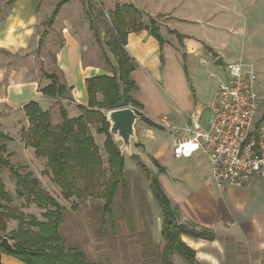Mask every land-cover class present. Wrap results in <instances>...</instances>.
<instances>
[{
  "label": "crops",
  "instance_id": "obj_1",
  "mask_svg": "<svg viewBox=\"0 0 264 264\" xmlns=\"http://www.w3.org/2000/svg\"><path fill=\"white\" fill-rule=\"evenodd\" d=\"M8 1L0 0V130L8 137L4 152L10 159L22 165L40 167V158L34 156L33 149L26 147L20 137V132L27 130L29 126L23 106L31 101L35 102L41 111L49 112L56 125L61 122L57 102L61 103L69 117L79 115L77 106H86L88 101L85 79L101 74L111 76V72L100 62V57L98 61L95 59L99 54L97 47L93 45L94 37L89 25L85 24L80 0H68L64 3L50 26H46L45 21L60 0H13L10 4ZM43 3L46 4L49 16L40 10ZM74 3L76 6L72 5ZM138 10L142 13L140 8ZM147 14L152 19L158 16L165 19L164 25L168 27L170 36L174 35L176 38V42L172 40L168 43L175 55L180 52L182 71L179 69L172 72L167 68L165 55L167 45L164 39L159 48L157 40L146 28L128 33L125 49L136 64L135 69L129 74L130 78L136 84L133 79L136 78V74L151 75L153 71L157 76L155 80L159 83V73L163 72L166 92L174 100H179V110L171 109L172 117L168 120L164 112H161L167 109V103L156 94L157 109H160L158 110L160 116L156 117L157 112L148 114L145 105L135 98L134 93L140 89L136 84L138 90L130 94L142 105V108H138L139 113L159 125L151 127L139 119L144 123V127L140 125L141 130L151 135L154 134L152 128L163 130L164 126L159 124L163 117L171 127H183L188 124V115L193 111H199L202 123L206 124L208 110L198 99V93L193 87L194 78H198L197 73L192 74L186 60L189 63L193 57H197L198 60L204 58L205 52L211 55L207 51L209 46L215 53L211 42L203 36L181 32L173 27L171 21L196 22L193 20L195 18L188 14L186 18L177 16L170 7L165 11ZM171 31L180 34L181 40ZM44 32L45 36H42ZM40 37L45 43L41 48L36 45V40ZM214 55L210 56L211 60H207L209 64L218 56ZM43 70H51L60 77V80L70 88L71 99L50 98L42 94L41 88L50 82L43 76ZM154 141L156 145L153 153H150V158H155L164 171L157 173V170H150L157 174L161 189L170 203L177 207L178 222L206 228L214 234L212 240L181 235L182 241L194 250L197 263L264 264V176L255 175L245 187L223 184L218 188L211 179L208 159L202 152L197 151L190 157L180 159H175L171 153L169 169L159 161L162 144L156 136ZM141 145L145 146L143 142ZM159 149L161 150L158 151ZM157 152L158 155L155 154ZM134 155L142 158L140 151H134ZM150 194L153 207L155 199L151 191ZM158 210L161 213L160 208ZM159 216L160 214L157 215L158 220L155 219L152 224L151 236L153 241L163 244L158 235L162 225V216L161 220ZM154 230L157 236L153 235ZM0 260L2 264H25L4 253H1Z\"/></svg>",
  "mask_w": 264,
  "mask_h": 264
},
{
  "label": "rangeland",
  "instance_id": "obj_2",
  "mask_svg": "<svg viewBox=\"0 0 264 264\" xmlns=\"http://www.w3.org/2000/svg\"><path fill=\"white\" fill-rule=\"evenodd\" d=\"M80 1L83 7V14L85 15V24L88 23L89 25V22H91L94 28L98 30L101 46L113 65H115L116 62L105 45V41L112 35L110 10L115 3H129L133 4L137 9L140 8L142 11L141 21L143 20L144 24H148L150 18V16H147V13H155L160 10L165 11L169 7L173 13L176 12L177 16L181 15L186 18V16L190 15L191 18H195L193 20H196V22L171 21V24L181 32L192 33L207 38L215 50L214 54H222L225 63L241 62L254 66L258 77L257 92L261 101L254 120L255 122L261 120V122H264V119H262V115L264 114V0ZM72 5L76 6V3ZM45 6L46 4L43 3L40 10L43 14L49 16L50 13L46 11ZM75 6L73 7L75 8ZM84 20L82 22H84ZM154 20L159 26L163 39L166 41L167 47L165 49V55L167 58V68L172 70V72L179 71V69L182 71L179 58L180 52L175 55L170 43H168L172 40L176 42L175 36H170L171 33L168 31V27L164 25V23L166 24L165 19L158 16L155 17ZM44 27L46 28V26ZM37 43L38 38L36 40V45ZM44 44V41H42L39 48L44 46ZM93 45L97 47V53L99 54L95 59L98 61V57H100V62L108 69L104 63V59L100 56V46L94 39ZM210 56L211 55L206 52L203 54L206 60H211ZM197 60V57H193L189 63L186 60V63L190 66L193 75L194 72L197 73L196 75L198 78H194L193 87L198 93V99L204 104L214 96L218 81L217 78L211 77L209 73H215L219 78L223 79L225 77V71L212 64H209L207 67L202 66ZM46 71L49 74L53 73L51 70ZM146 75L136 74V78L133 77L136 84L140 87L139 91L134 93L135 98L145 105L148 114L157 112V117L160 116V109H157L158 100L156 94L159 95L161 99L167 103V109L161 112H164L163 114L170 120L172 117L170 114L171 109L175 111L179 110V100H174V98L166 92L163 72L161 74L159 73V83L156 82L155 79L157 76L154 75L153 71L151 75ZM144 76L145 78H141ZM191 94L193 95L192 92ZM98 98H100L99 95ZM57 105L58 108H60L61 103L57 102ZM129 107L139 112L138 108L131 105H129ZM150 111L152 113H150ZM80 114L81 111L79 110V115ZM49 119L52 127L57 125H54L50 116ZM140 125L144 127V123L137 119L134 124V135L130 139V147L127 150L123 149L121 151L125 159L124 171L127 193L124 196L125 212L122 211L121 207V188H119L116 193L112 205L114 226L107 223L101 228V207L104 200L100 192L95 196L87 197L82 200L75 197L66 200L61 196L60 189L51 181L49 170L46 168L45 158H40V167H34L29 164L22 165L10 159L4 152L5 149L0 152L2 159L8 161L14 169L18 170V173H29L31 178H37L40 188L54 198L59 205L65 208L64 222L60 226L62 240L59 244L63 248L80 250L87 263L160 264L162 242L152 240L151 228L153 222L157 219V215L160 214L159 219L161 220V213H159V206L156 201L152 207V198L148 187V181L136 162L131 159V155H134V151H140L142 156L141 160L146 167L152 171L157 170L150 158V153H153L154 146L156 145V141H154V137L156 136L163 146L160 147L161 149L163 148L162 150H158L162 152V155L159 157L160 164L166 165L171 169V134L173 132L172 128H164L162 126L163 130L152 128L154 134L151 135L148 132H143ZM89 127L94 142L104 161L103 166L106 167V154L103 149L105 135L97 133L95 125L92 124L89 125ZM0 133L4 134L2 130H0ZM5 136L7 137V135ZM113 139L120 148L121 141L116 140L115 137H113ZM5 141L6 140L3 138L0 139V144L4 143L5 145ZM142 142L145 146L141 145ZM155 154L158 155V152ZM0 181L3 183L4 190L10 197L8 202H2L4 205L15 209L18 213L33 215L39 220L43 219L41 217L43 209L38 208L33 200L28 199L27 196L24 195L20 197L17 194L16 179L11 175L9 168L0 167ZM19 226L20 224L17 220H6V230L0 232V235L2 237L7 236L8 241L13 243L20 237V230L24 228V226L21 228H19ZM153 235L157 236L155 230L153 231ZM158 235L160 241H162L160 233ZM171 260L173 264H187V262L177 254H173Z\"/></svg>",
  "mask_w": 264,
  "mask_h": 264
},
{
  "label": "trees",
  "instance_id": "obj_3",
  "mask_svg": "<svg viewBox=\"0 0 264 264\" xmlns=\"http://www.w3.org/2000/svg\"><path fill=\"white\" fill-rule=\"evenodd\" d=\"M13 0H9L10 4ZM68 0H60L54 7L50 17L45 21L50 26L61 6ZM111 37L105 41L110 54L115 59L113 65L110 58L100 43L99 32L89 22V29L101 49V56L104 63L111 72L96 75L85 79L87 93V105L77 106L81 114L76 117H69L64 107L60 106L59 112L61 122L52 127L49 119V112H43L35 102H29L23 106L27 117L28 129L21 132V139L26 147L34 151L37 158L46 159V168L49 170L51 181L60 189L61 196L68 200L75 197L79 200L95 196L101 193L103 204L101 207V228L107 223L114 226L112 205L116 193L121 188V207L125 212L124 196L127 193L125 179V159L115 143L113 136L109 133V123L106 113L112 109L123 108L129 105L135 108H142V105L131 96L132 91L138 90L135 82L130 78V72L135 69L134 60L128 55L125 45L127 35L141 29H148L161 48L163 38L156 21L149 18L148 24L141 22L142 13L129 3L115 4L110 12ZM179 40L182 36L175 31ZM45 36V32L42 34ZM216 56V55H214ZM162 61V55L160 54ZM186 73V69L183 66ZM42 74L50 82L41 88L43 95L50 98L69 97L70 88L60 80L55 73ZM98 95L100 98H98ZM104 111V112H102ZM138 119L151 127L159 125L138 111L134 110ZM264 119V114L262 115ZM96 126V132L105 135L103 149L106 154V167L100 155L99 149L94 142L89 125ZM4 134L0 133V139L7 140ZM5 149L4 143L0 144V152ZM148 181V187L157 202L162 216L161 238L163 240L160 254V264H173V254L179 255L187 264H198L195 260V252L188 247L181 239V235L194 238L212 240L214 234L206 228H197L192 224L178 222L179 213L177 207L173 206L163 190L161 189L158 176L152 172L138 155H131ZM151 161L157 168V173L164 171L155 158ZM9 168L11 175L16 179V192L22 196L32 199L36 206L43 209L42 220L33 215L18 213L15 209L4 205L10 197L4 190L0 181V232L6 230V220L14 219L20 224V237L11 243V250L0 246L1 253L10 255L25 264H95L87 263L83 253L74 248H63L60 246L62 236L60 226L64 222L65 208L43 191L39 186L37 178H31L29 173L20 174L18 170L0 156V167ZM74 207V206H72ZM75 208V207H74ZM8 239L7 236H3ZM2 236L0 235V240ZM0 264H2L0 260Z\"/></svg>",
  "mask_w": 264,
  "mask_h": 264
},
{
  "label": "built area",
  "instance_id": "obj_4",
  "mask_svg": "<svg viewBox=\"0 0 264 264\" xmlns=\"http://www.w3.org/2000/svg\"><path fill=\"white\" fill-rule=\"evenodd\" d=\"M198 61L209 65L205 58ZM223 70V79L209 73L218 81L214 96L204 103L208 110L206 124L199 111L188 115L184 127H171L165 117L159 124L172 128L175 159L200 151L208 159L211 179L218 188L223 184L245 187L255 175L264 176V122L254 120L261 104L258 77L252 64L228 62Z\"/></svg>",
  "mask_w": 264,
  "mask_h": 264
},
{
  "label": "water",
  "instance_id": "obj_5",
  "mask_svg": "<svg viewBox=\"0 0 264 264\" xmlns=\"http://www.w3.org/2000/svg\"><path fill=\"white\" fill-rule=\"evenodd\" d=\"M43 38L40 37L38 39L37 47L42 43ZM208 53L213 55V49L208 47ZM224 58L222 55L216 56L212 60V65L219 67L221 69L224 68ZM106 119L109 123V133L115 137L116 140L121 141V147L119 148L120 152L123 149H128L130 147V139L134 135V124L138 119V115L135 111L127 106L123 108L112 109L106 113ZM0 246L6 250H11V243L8 241L6 237H2L0 240Z\"/></svg>",
  "mask_w": 264,
  "mask_h": 264
}]
</instances>
